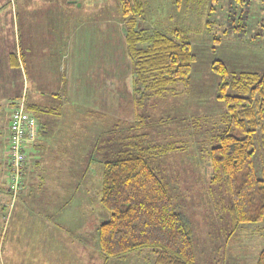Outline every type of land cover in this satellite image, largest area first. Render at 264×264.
I'll return each mask as SVG.
<instances>
[{"label":"rangeland","instance_id":"obj_1","mask_svg":"<svg viewBox=\"0 0 264 264\" xmlns=\"http://www.w3.org/2000/svg\"><path fill=\"white\" fill-rule=\"evenodd\" d=\"M41 1L0 0V31L7 37L9 44L12 43L17 56L19 38L24 54L28 53L29 46L30 49H35L40 44L36 41L35 33L40 32L39 19L43 13ZM56 1L57 48L62 40L65 41V53L57 65H64L65 68L60 73L51 60L40 71L66 77L69 79L66 81L72 85L80 86L83 82L82 85L86 88L93 82L96 87L105 86L110 92L115 89V93H121L119 129L122 138L128 135L126 130L133 126L131 132L134 133L130 138L134 140L132 144L140 142L146 146L174 142L180 147L178 150H183L152 156L149 163L170 186L173 200L184 205L191 222L197 224L193 236L196 252L199 247L203 253L198 257L202 260L199 264H255L259 250L264 247V224H242L241 228L238 226L239 228L231 230L226 214L220 212V217L219 214L217 217L212 207L214 203L220 206L226 202L230 198L229 193L225 189L226 193L222 190V193L215 192L212 197L203 188L207 187V181L203 184L201 182L210 167L206 150L216 145L213 135L223 128L218 116L224 113V105L216 97L219 76L212 69L211 63L216 59L221 60L233 74L244 71L259 74L264 72V0H128L141 2L142 11L136 19L146 33L170 35L178 31V40L188 42L195 55L187 82L178 83L161 95H146L143 107L136 106L137 118L133 115L130 99L133 95V73L124 41L126 25L121 1L75 0L71 13L64 7L69 0ZM96 1H103L99 9ZM79 2H82V6H78ZM117 2L121 15L120 32ZM94 17L99 20H94ZM32 56L27 59L28 66L36 55L33 53ZM25 70L30 79L37 73V69L27 66ZM109 79L111 82L107 81ZM102 90L105 93V89ZM229 92L235 93L233 90ZM89 104L94 105L93 102ZM100 116L104 121L109 119L107 115ZM100 116H96L99 124ZM261 135L263 134L259 133L258 138ZM126 142L127 140L120 142L121 150L126 148ZM256 142L254 166L258 177L262 178L264 137ZM107 146L109 148L104 146L94 156L97 149H89L90 156L92 154L94 158L91 160L88 179L92 192L96 191L97 180H100L103 170L102 164L96 159L108 160L107 156L114 151L112 145ZM23 188L22 179L19 194ZM183 188L188 190L190 196L183 193ZM5 191V185L0 184V193ZM19 194L12 198L9 193L10 200L0 205V264L3 263L1 244L14 201ZM85 198L84 191H80L79 203L85 204ZM207 230L211 232L209 235H205ZM207 237L210 241H207ZM89 238L91 241V236ZM93 244H89V247L92 248ZM141 252L135 258L136 264H148L147 257L153 259L152 253L148 249Z\"/></svg>","mask_w":264,"mask_h":264},{"label":"crops","instance_id":"obj_2","mask_svg":"<svg viewBox=\"0 0 264 264\" xmlns=\"http://www.w3.org/2000/svg\"><path fill=\"white\" fill-rule=\"evenodd\" d=\"M75 2V0L65 2L64 7L69 13L72 12ZM102 3L103 1H96L97 9ZM78 4L82 6V2ZM40 5L43 13L39 19L38 31L40 32L35 33L36 41L40 43L37 48L30 49L31 46H29L28 53L24 54L19 38V56H17L12 43L9 44L7 37L0 31V184L6 187V191L0 193V205L10 200L7 136L12 106L21 95L39 126L36 142L29 144L26 148L24 188L14 201L7 231L1 244L2 264H131L130 262L136 264L135 258L142 254L141 251L126 254L122 258L106 257L100 251L97 226L101 220L108 217V211L100 202L102 173L100 180H97L98 186L95 192L91 191L88 184L90 164L91 160H94L95 153L97 155L104 146L109 148L107 145H112L114 151L109 153L107 159L114 158L124 149H120V142L127 140L125 144L127 148L134 133L131 132L133 126H130L126 130L128 135L123 138L120 136L119 98L121 93H115V89L110 92L105 86L96 87V84L95 86L92 84L93 82H90V86L86 88L83 87V82L82 87L72 85L66 81L68 79L66 77L40 71L47 67L51 60L55 67L59 68L60 73L61 69L65 68L64 65H57L65 53L64 40L57 48L55 28L57 1L42 0ZM116 8L120 32L122 25L119 2ZM96 11L98 10H93V12ZM94 20L99 19L94 17ZM68 49H71L70 44ZM33 53L37 57L35 56L28 66L27 59L32 58ZM26 66L37 69L32 79L27 76ZM107 81L111 82L110 79ZM102 89H105V93ZM130 99L133 115L137 118L135 95H131ZM89 102H93L94 105H90ZM100 114L107 115L109 119L104 121ZM97 115L101 117V124L96 120ZM222 116L223 112L218 116L220 122H222ZM220 130L214 133L215 139ZM90 148L97 149L93 156L92 154L90 156ZM178 149L170 152L183 151ZM208 151L209 149L206 150L207 158ZM96 160L102 164V167L106 161L98 158ZM204 181H207V187H203L204 191L208 190L212 197L215 192L222 193L223 190L226 193L222 185L218 187V184L210 182V167L204 173L201 184ZM166 185L173 200L171 188L167 183ZM82 190L86 196L85 204L79 203L78 200V194ZM182 191L190 196L185 188ZM213 202H215L214 199ZM173 203L189 223L195 254L194 264H199V261H202L198 259L202 249L198 247L196 252L193 236L197 224L194 225L191 222L184 205L174 200ZM230 204L231 198H227L226 202L221 203L220 206L214 203L212 207L217 217V214L220 217V212L226 214L231 227L228 210ZM252 230L255 229L252 228ZM210 233L207 230L205 235ZM89 236L92 238L91 241ZM209 239L207 237V241H210ZM92 243L94 244L91 248L89 244ZM147 258L148 264H152L151 257Z\"/></svg>","mask_w":264,"mask_h":264},{"label":"trees","instance_id":"obj_3","mask_svg":"<svg viewBox=\"0 0 264 264\" xmlns=\"http://www.w3.org/2000/svg\"><path fill=\"white\" fill-rule=\"evenodd\" d=\"M120 1L133 94L141 107L146 95H161L185 83L195 55L188 42L178 40V31L146 33L136 19L142 11L140 1ZM211 67L219 76L216 97L225 110L217 143L208 151L210 182L222 185L230 195L231 230L242 224H264V171L260 178L254 166L256 140L264 137V72L233 74L218 59ZM132 141L103 163L100 202L108 217L97 226L100 251L106 257H121L148 249L152 264H194L189 223L149 163L150 157L180 147L174 142L144 146ZM255 264H264V247Z\"/></svg>","mask_w":264,"mask_h":264},{"label":"built area","instance_id":"obj_4","mask_svg":"<svg viewBox=\"0 0 264 264\" xmlns=\"http://www.w3.org/2000/svg\"><path fill=\"white\" fill-rule=\"evenodd\" d=\"M38 135L37 120L26 109L24 97H20L12 106L7 136L8 190L12 198H16L19 194L27 162L26 148L29 144L36 142Z\"/></svg>","mask_w":264,"mask_h":264}]
</instances>
